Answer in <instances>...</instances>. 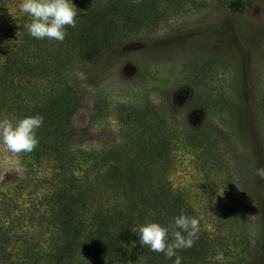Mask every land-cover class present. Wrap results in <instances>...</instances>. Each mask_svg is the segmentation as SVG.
I'll return each mask as SVG.
<instances>
[{
    "label": "trees",
    "instance_id": "obj_1",
    "mask_svg": "<svg viewBox=\"0 0 264 264\" xmlns=\"http://www.w3.org/2000/svg\"><path fill=\"white\" fill-rule=\"evenodd\" d=\"M208 1L72 0L76 26H66L59 42L31 37V17L21 12L14 18L8 8L18 3L0 0V120L44 118L34 150L15 153L19 171L2 179L0 168V264H173L175 257L142 247L134 230L149 221L168 227L181 212L199 221L193 245L177 250L182 264L261 263L264 230L257 240L238 227L233 231L238 210L226 201L229 183L220 192L217 157L198 159L196 166L210 183L203 188L205 206H197L196 191L173 187L178 146L201 155L209 150H199L203 146L188 135L180 139L158 106H130L120 119L118 143L108 149L94 146L91 127L74 122L85 103L79 68ZM215 31L240 47L232 14ZM187 38L162 36L150 47L179 46ZM217 66L201 67L193 85L201 86ZM224 103L233 114L234 104ZM208 104L199 95L190 102L204 112ZM253 177L249 173L243 185L250 197L261 194Z\"/></svg>",
    "mask_w": 264,
    "mask_h": 264
},
{
    "label": "rangeland",
    "instance_id": "obj_2",
    "mask_svg": "<svg viewBox=\"0 0 264 264\" xmlns=\"http://www.w3.org/2000/svg\"><path fill=\"white\" fill-rule=\"evenodd\" d=\"M13 1L18 4H10L9 14L20 19L16 15L21 13L22 0ZM200 9L177 13L150 33L133 35L99 61L79 68L77 80L82 83L85 103L74 122L91 127L94 146L108 149L118 143L120 119L130 106L146 101L158 106L180 139L188 135L190 141L196 139L194 143L203 146L199 150H209L201 155L189 146L186 150L178 146L173 187L196 191L197 206H205L208 199L203 188L210 183L196 166L198 159L217 157L220 192L229 183L226 201L238 210L233 214V231L238 227L257 240L264 230V179L255 174L256 168L264 167V0H210ZM228 14H232L239 48L215 31ZM175 35L188 38L179 46L150 47L162 36ZM211 63L218 66L195 87L191 79ZM198 95L209 103V112L190 106L191 98ZM224 101L234 104L233 114ZM214 107L218 108L215 112ZM0 168L2 179L19 171L15 153L2 144ZM249 173L261 194H246L243 185ZM259 264H264V258Z\"/></svg>",
    "mask_w": 264,
    "mask_h": 264
},
{
    "label": "clouds",
    "instance_id": "obj_3",
    "mask_svg": "<svg viewBox=\"0 0 264 264\" xmlns=\"http://www.w3.org/2000/svg\"><path fill=\"white\" fill-rule=\"evenodd\" d=\"M19 8L31 17L26 27L34 39L63 42L67 36L66 26H76L77 9L72 0H22ZM43 121L41 115L18 118L15 122L0 120V144L13 153L33 151L39 143L37 130ZM255 174L264 179V167L256 168ZM198 223V219L181 212L168 227L149 221L138 225L134 233L142 247L148 246L170 260L175 257L173 264H182L177 250L193 245Z\"/></svg>",
    "mask_w": 264,
    "mask_h": 264
}]
</instances>
